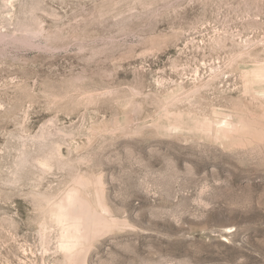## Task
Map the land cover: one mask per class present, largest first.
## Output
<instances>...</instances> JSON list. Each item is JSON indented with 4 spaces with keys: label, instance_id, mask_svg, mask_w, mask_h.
Wrapping results in <instances>:
<instances>
[{
    "label": "rangeland",
    "instance_id": "obj_1",
    "mask_svg": "<svg viewBox=\"0 0 264 264\" xmlns=\"http://www.w3.org/2000/svg\"><path fill=\"white\" fill-rule=\"evenodd\" d=\"M0 264H264V0H0Z\"/></svg>",
    "mask_w": 264,
    "mask_h": 264
}]
</instances>
